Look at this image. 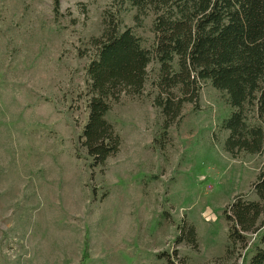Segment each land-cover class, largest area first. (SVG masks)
<instances>
[{
  "label": "rangeland",
  "instance_id": "1",
  "mask_svg": "<svg viewBox=\"0 0 264 264\" xmlns=\"http://www.w3.org/2000/svg\"><path fill=\"white\" fill-rule=\"evenodd\" d=\"M58 9L0 0V264H248L264 228L233 244L225 210L257 200L264 155L227 152L225 94L204 84L167 130L150 84L123 96L107 116L120 151L95 167L80 145L92 40L116 13L151 48L153 17L115 0Z\"/></svg>",
  "mask_w": 264,
  "mask_h": 264
},
{
  "label": "trees",
  "instance_id": "2",
  "mask_svg": "<svg viewBox=\"0 0 264 264\" xmlns=\"http://www.w3.org/2000/svg\"><path fill=\"white\" fill-rule=\"evenodd\" d=\"M152 16L155 41L146 47L120 17L108 13L103 34L92 40L95 56L86 67L87 121L80 145L95 167L116 156L121 138L107 116L123 96H142L150 84L165 129L183 118L210 83L233 108L223 127L226 150L264 155V0H115ZM59 0H55L58 11ZM156 64V78L149 67ZM154 94V95H153ZM257 200L237 196L225 210L233 244L264 228V166L253 184ZM248 264H264V230ZM196 244V243H195Z\"/></svg>",
  "mask_w": 264,
  "mask_h": 264
}]
</instances>
